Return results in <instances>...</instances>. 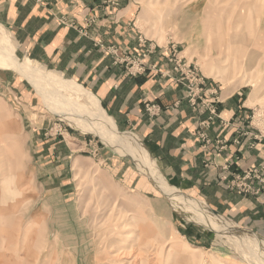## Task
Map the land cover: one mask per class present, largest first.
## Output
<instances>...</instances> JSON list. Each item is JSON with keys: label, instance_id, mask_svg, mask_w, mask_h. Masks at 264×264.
<instances>
[{"label": "rangeland", "instance_id": "374dc122", "mask_svg": "<svg viewBox=\"0 0 264 264\" xmlns=\"http://www.w3.org/2000/svg\"><path fill=\"white\" fill-rule=\"evenodd\" d=\"M96 6L124 18L128 33H115L113 45L98 42L108 62L183 89L208 168H230L218 163L227 148L224 128H234L233 144L264 146V0H96ZM0 25L10 36L0 50L93 95L35 60ZM123 38L129 49L116 42ZM234 41L239 48H231ZM46 82L41 94L26 73L0 65V264H74L72 251L81 264H264V236L225 215L213 190L206 200L164 176L153 181L155 163L143 142L117 126L94 95L115 126L114 141L102 137L101 123L79 99ZM222 93H237L246 106L243 120L220 117ZM217 186V193L264 205V157L221 176Z\"/></svg>", "mask_w": 264, "mask_h": 264}, {"label": "crops", "instance_id": "0c3cea01", "mask_svg": "<svg viewBox=\"0 0 264 264\" xmlns=\"http://www.w3.org/2000/svg\"><path fill=\"white\" fill-rule=\"evenodd\" d=\"M100 9L96 0H0V24L10 30L25 52L45 66L75 78L93 93L117 126L136 134L151 163L160 170L154 164L156 176H164L177 188L206 200L212 194L207 195V190H213L220 197V209L225 215L264 236V205L260 200L217 193L221 176H230L233 171L261 162L263 144L248 150L245 140L239 145L232 143L234 128H224V135L214 130V137L224 136L227 142L218 163L229 162L230 168H208L207 153L202 151L204 142L198 138L199 122L194 120L183 89L150 74H126L123 64L114 66L111 60L108 62L106 49L99 48L98 42L113 45L115 33H128L123 27L124 18L114 20L108 8ZM116 42L129 49L127 38ZM236 94H223L217 106L220 117L228 123L243 120L246 106ZM146 106L155 107L151 115ZM236 157L239 160L234 161ZM42 208L41 213L48 216L49 223L53 219L50 210L47 213L45 205ZM59 232L56 230V236L63 239ZM72 254L74 264H81L73 251Z\"/></svg>", "mask_w": 264, "mask_h": 264}, {"label": "bare ground", "instance_id": "6f19581e", "mask_svg": "<svg viewBox=\"0 0 264 264\" xmlns=\"http://www.w3.org/2000/svg\"><path fill=\"white\" fill-rule=\"evenodd\" d=\"M233 29H235V28L233 27ZM237 36L238 35L235 34L234 37L236 38ZM3 42H5V43H7L9 45V43H10V36L4 30V28L0 25V44L3 43ZM232 46L233 47H231V48H234V49L239 48L238 43L235 42V41L232 44ZM258 48H259V43L256 42L255 45H254V49H252V50L254 51V50L258 49ZM251 53L253 54V52H251ZM16 58H15L12 50H10V49L9 50H5V51L0 50V65L6 66L8 68L15 69L17 71L18 70L19 71H22L23 73H26V76L30 79V81L32 82V85H34L37 88V91L40 92L41 94H42V92H41V84L42 83L41 82L43 80L44 81H47L49 83L58 84V88H60L61 90L63 89L65 91H68L69 93H71V96L73 95L75 98L79 99V101L81 102V106L83 107L84 111L86 113L90 114V116L96 118V120H98L101 123L100 125L105 130L104 133L101 132L102 133V137H106V139H109V140L111 138V140L114 141L112 139V137H110V135H115L116 134L115 126H114L112 120L109 119V117H107L105 115V113L103 112V110L99 106L97 99L93 95H91L90 93L86 92L81 86H79L78 84H76L73 80H68V79L66 80V79L62 78L60 74H57V73L52 72V71L45 72L40 67L38 68L37 66L31 65L33 62L31 64L23 63V62L20 63V62H18L19 59L17 60ZM44 97H45V94H44ZM50 98L49 99L46 98V101L50 105H52L51 102L53 100L50 99ZM120 138H122V137L120 136ZM122 141H124V139H122L121 142ZM125 142H127V141H125ZM131 143H132L130 145L131 148H135V146L133 145L134 143H136L135 140L131 139ZM135 150L137 152H139V149L138 148H136ZM141 150L144 152V149L143 148H141ZM144 170H145V168H144ZM149 176L153 179V181H155L157 183L160 182V179L156 177L155 173H150ZM175 194L176 193H172V196H171L172 202L173 203L177 202L178 204H181V202H182L181 199L180 198H177L178 196H177V194L176 195ZM250 248L255 249L254 246H251Z\"/></svg>", "mask_w": 264, "mask_h": 264}, {"label": "built area", "instance_id": "2783aa9c", "mask_svg": "<svg viewBox=\"0 0 264 264\" xmlns=\"http://www.w3.org/2000/svg\"><path fill=\"white\" fill-rule=\"evenodd\" d=\"M155 107L154 106H150V108H148L147 110H151V109H154Z\"/></svg>", "mask_w": 264, "mask_h": 264}]
</instances>
